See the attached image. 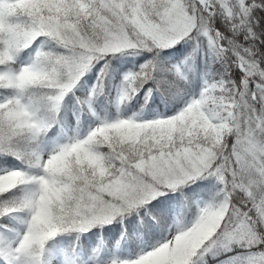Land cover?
I'll return each mask as SVG.
<instances>
[{"label":"snow or ice","instance_id":"1","mask_svg":"<svg viewBox=\"0 0 264 264\" xmlns=\"http://www.w3.org/2000/svg\"><path fill=\"white\" fill-rule=\"evenodd\" d=\"M0 264H264V0H0Z\"/></svg>","mask_w":264,"mask_h":264}]
</instances>
